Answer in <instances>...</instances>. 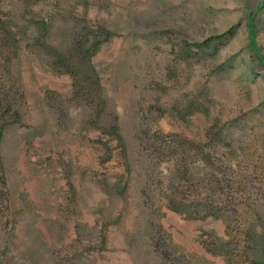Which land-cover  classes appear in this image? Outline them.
<instances>
[{
    "label": "rangeland",
    "instance_id": "1",
    "mask_svg": "<svg viewBox=\"0 0 264 264\" xmlns=\"http://www.w3.org/2000/svg\"><path fill=\"white\" fill-rule=\"evenodd\" d=\"M1 27L0 264H264V0H0Z\"/></svg>",
    "mask_w": 264,
    "mask_h": 264
},
{
    "label": "trees",
    "instance_id": "2",
    "mask_svg": "<svg viewBox=\"0 0 264 264\" xmlns=\"http://www.w3.org/2000/svg\"><path fill=\"white\" fill-rule=\"evenodd\" d=\"M0 33H1V37H2V38H0L1 47L3 46L6 49V48H11L12 46H14L15 41L13 40V37L11 35L10 30H8L7 28L1 27ZM207 44H208V42H206L205 44L200 45V46L204 47ZM61 56H62V59H63L65 65H66L65 73H68L69 75H71V77L73 78V81L75 82L76 79L78 78V76L80 75V70H78L77 63L74 62V59H75L74 55L71 54L69 51L68 54H66V55L64 54ZM261 60L264 64V60L262 58H261ZM1 101L3 102L4 100H1ZM3 128H4V126L2 124H0V136L2 134Z\"/></svg>",
    "mask_w": 264,
    "mask_h": 264
}]
</instances>
